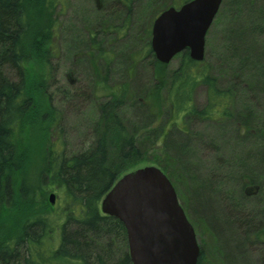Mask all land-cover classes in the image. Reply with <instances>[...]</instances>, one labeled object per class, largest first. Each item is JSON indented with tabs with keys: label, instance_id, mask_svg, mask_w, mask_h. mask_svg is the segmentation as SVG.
<instances>
[{
	"label": "trees",
	"instance_id": "trees-1",
	"mask_svg": "<svg viewBox=\"0 0 264 264\" xmlns=\"http://www.w3.org/2000/svg\"><path fill=\"white\" fill-rule=\"evenodd\" d=\"M61 3L0 0V264H132L126 229L101 212L103 197L125 173L147 161L142 145L167 153L168 136L186 133L189 119L228 115L230 92L219 89L208 65L194 61L189 51L178 55L177 68L169 70L149 41L141 54L151 59L153 80L144 86L143 79L137 80V65L128 66L126 82L98 107L94 147L68 156L61 113L49 90ZM92 43L102 54L93 38ZM199 85L208 87L202 109L194 104ZM127 104L140 122L132 119L133 129L121 116ZM159 119L165 146L157 147L155 130L142 134L147 135L142 144L140 128ZM47 189L59 197L55 206ZM250 228L245 236L264 244V216ZM117 243L125 249L114 250Z\"/></svg>",
	"mask_w": 264,
	"mask_h": 264
},
{
	"label": "rangeland",
	"instance_id": "rangeland-1",
	"mask_svg": "<svg viewBox=\"0 0 264 264\" xmlns=\"http://www.w3.org/2000/svg\"><path fill=\"white\" fill-rule=\"evenodd\" d=\"M175 1L138 0L134 11L122 9L118 0H102L101 9L94 0H62L57 7L49 90L62 115L68 156L94 147L98 107L126 82L128 66L137 65L144 86L153 80L151 59L141 53L152 39L154 21ZM263 22L264 0H225L207 34L204 63L219 89L230 92L229 114L212 121L189 119L186 133L168 136L167 153L142 145L147 161L132 169L157 166L171 179L195 229L202 264H264V244L245 236L264 216V34L254 31ZM92 38L102 54L93 49ZM178 64L173 59L169 70ZM207 102L208 88L197 86L195 107ZM121 116L131 129L133 120L140 124L128 104ZM162 121L140 128L142 144L147 136L142 134L155 130L157 147L165 146L158 130ZM46 192L48 200L56 195L53 189ZM112 247L125 249L118 243Z\"/></svg>",
	"mask_w": 264,
	"mask_h": 264
},
{
	"label": "water",
	"instance_id": "water-1",
	"mask_svg": "<svg viewBox=\"0 0 264 264\" xmlns=\"http://www.w3.org/2000/svg\"><path fill=\"white\" fill-rule=\"evenodd\" d=\"M221 5L222 0H192L164 11L152 29L156 59L169 64L188 49L194 61H203L206 36ZM56 199L54 193L49 196L53 206ZM101 211L124 225L132 264H198L201 250L195 229L159 167L123 175L102 199Z\"/></svg>",
	"mask_w": 264,
	"mask_h": 264
},
{
	"label": "flooded vegetation",
	"instance_id": "flooded-vegetation-1",
	"mask_svg": "<svg viewBox=\"0 0 264 264\" xmlns=\"http://www.w3.org/2000/svg\"><path fill=\"white\" fill-rule=\"evenodd\" d=\"M113 1H115V0H113ZM189 1H191V0H177V2L175 1V2H173L171 5H169V6H166L167 8L166 9H164L162 12H164V11H166L167 9H170V8H176V9H179V8H181L184 4H186L187 2H189ZM223 1V3L225 2V0H222ZM94 2H95V4H96V7L98 8V9H101V8H103V3H102V0H94ZM128 3H130V0H118V4H121V6H122V9L124 8V10L125 9H130V10H133L134 11V9L137 7V4H138V0H133V4L131 3L130 5L128 4ZM220 12V11H219ZM219 14V13H218ZM218 14H217V16H218ZM217 18V17H216ZM257 29V30H256ZM254 31L255 32H258L259 34H264V22L263 23H261V27H260V23L259 24H257V26H255L254 27ZM184 51H189V54H190V50H188V49H186V50H184ZM183 51V52H184ZM182 52V53H183ZM181 53V54H182ZM205 53H206V48H205ZM206 55V54H205ZM190 57H191V54H190ZM209 68V67H208ZM209 71L211 72V69H209ZM207 87V86H206ZM208 88V87H207ZM208 103V102H207Z\"/></svg>",
	"mask_w": 264,
	"mask_h": 264
},
{
	"label": "bare ground",
	"instance_id": "bare-ground-1",
	"mask_svg": "<svg viewBox=\"0 0 264 264\" xmlns=\"http://www.w3.org/2000/svg\"><path fill=\"white\" fill-rule=\"evenodd\" d=\"M61 117H62V115H61ZM51 195V194H50Z\"/></svg>",
	"mask_w": 264,
	"mask_h": 264
}]
</instances>
